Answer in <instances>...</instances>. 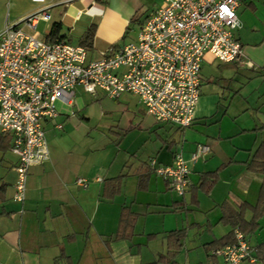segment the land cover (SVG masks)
I'll list each match as a JSON object with an SVG mask.
<instances>
[{"label": "crops", "instance_id": "1", "mask_svg": "<svg viewBox=\"0 0 264 264\" xmlns=\"http://www.w3.org/2000/svg\"><path fill=\"white\" fill-rule=\"evenodd\" d=\"M162 2L0 0V31L13 24L45 38L51 24L58 23L62 38L78 45L82 33L95 23L87 50V60H95L110 45L126 41L129 31L137 30ZM40 11L48 18L38 19L34 30L22 22ZM236 13L241 26L234 35L242 45L244 63L204 55L189 126L158 122L162 127L147 145L149 138L137 146L120 145L125 132L137 128L129 125L115 151L91 136L63 131L56 118L70 117L77 105L74 91L72 105L63 106L55 118L61 128L43 122L49 158L30 166L22 201L13 198L17 156L8 144L14 159L0 158V264H223L208 248L231 230L222 219L221 205L234 210L243 203L253 206L264 181V174L247 168L264 148V0H240ZM214 60L229 69L201 71ZM201 144L209 146V152L193 159ZM177 151L190 169V186L183 195L149 164L151 159L170 164ZM206 172L217 176L207 192L200 186ZM120 174L119 181L114 179ZM77 176L86 177L88 185H76ZM244 217L250 219L251 210L246 209ZM245 238L254 261L244 258L239 264H264V215Z\"/></svg>", "mask_w": 264, "mask_h": 264}, {"label": "built area", "instance_id": "2", "mask_svg": "<svg viewBox=\"0 0 264 264\" xmlns=\"http://www.w3.org/2000/svg\"><path fill=\"white\" fill-rule=\"evenodd\" d=\"M239 1L163 0L144 18L133 40L110 45L95 60H87V49L80 44L5 25L0 31V136L9 138V150L17 156L13 198L24 199L30 166L48 160L43 122L61 128L55 118L63 106L72 105L77 85L110 98L131 92L155 121L189 126L199 98L204 55L244 63L242 45L234 35L241 26ZM40 18L47 19L48 14L30 13L22 22L34 30ZM207 152L209 146L198 145L192 158ZM149 164L177 194L188 190L190 169L180 152H174L170 164L159 165L153 159ZM88 182L86 177L75 178L79 187ZM234 234L233 243L212 253L220 255L223 264L254 261L246 238L238 229Z\"/></svg>", "mask_w": 264, "mask_h": 264}, {"label": "rangeland", "instance_id": "3", "mask_svg": "<svg viewBox=\"0 0 264 264\" xmlns=\"http://www.w3.org/2000/svg\"><path fill=\"white\" fill-rule=\"evenodd\" d=\"M135 35L136 29L133 28L126 36V40H133ZM226 69H229L227 64L214 60L211 64L205 63L201 71H207L209 74L214 70L223 71ZM74 91L76 92L75 103L77 102V105L69 111L70 117L65 119L56 118L57 121L61 120L63 123V131L68 132L70 130L72 133L75 131L84 136H91L98 144H107L115 150L117 140L129 125L137 128H130L125 132L127 134L121 140L120 145L137 146L144 143L143 138H149L144 143V145H147L151 139L155 140L156 136L153 132L162 127L152 116L143 111L137 101V96L131 92H123L116 98H110L102 92H98L100 91L98 89L96 95L87 93L82 90L80 85H77ZM81 103L82 105L79 106ZM0 158L14 159V156L8 149H0Z\"/></svg>", "mask_w": 264, "mask_h": 264}, {"label": "trees", "instance_id": "4", "mask_svg": "<svg viewBox=\"0 0 264 264\" xmlns=\"http://www.w3.org/2000/svg\"><path fill=\"white\" fill-rule=\"evenodd\" d=\"M95 28V23L89 24V26L79 38L80 45L84 46L87 50L91 48ZM59 29L60 25L58 23H52L48 33L45 36V39L49 40L53 37L62 38V36L59 34ZM8 144L9 138L7 136H0V149L5 150L8 147ZM260 152L261 153L259 154L256 153V156H253V158L247 165V168L251 171H256L264 174V148H262ZM122 176L123 174H120L114 179L119 181ZM216 178L217 176L215 172L203 173L200 178V186H202V188L207 192L214 184ZM225 205V203L221 205V208L223 210L222 219L225 223L231 225V230L222 238L209 242L208 248H211L212 250H217L222 248L226 244L233 243L235 241V229H238L244 237H246L256 229L258 225V219L262 215H264V181H262L261 183L257 202L253 206L246 205L245 203H243L241 204L239 210H234L232 208L228 209ZM246 209L251 210L250 219H246L244 217V212ZM179 233V231L175 232L177 236H179ZM172 252L173 250H171V253Z\"/></svg>", "mask_w": 264, "mask_h": 264}]
</instances>
